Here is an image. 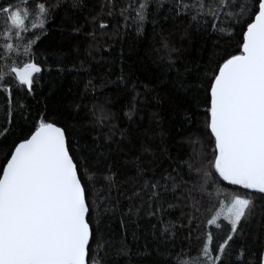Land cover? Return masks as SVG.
Wrapping results in <instances>:
<instances>
[{"label": "snow or ice", "instance_id": "snow-or-ice-1", "mask_svg": "<svg viewBox=\"0 0 264 264\" xmlns=\"http://www.w3.org/2000/svg\"><path fill=\"white\" fill-rule=\"evenodd\" d=\"M21 4L23 7L19 4L0 7L6 26L0 57L8 61L16 53L27 57L22 66L8 63L0 67V94L9 93V101L11 95L6 80L11 79L18 91H23L26 86L27 93L33 94L34 84L39 82V76L45 70L52 71L53 65L59 72L65 70L62 65L66 63L67 53L62 48L43 54L34 50L36 42L49 35L47 25L57 12L63 11L64 16L72 21V33L79 34L84 24L88 25L91 31L84 35L98 44V37L109 35L105 17L114 15L116 7L114 0H105L98 12L89 11L84 24H77L73 17L86 9L85 0H21ZM152 4L158 9L167 7L166 20L171 18L174 22L186 24L179 33L181 41L188 37L189 29L193 27L196 31L202 28L207 31L209 20L211 34L230 37L238 24L246 25V30L242 31L237 45L238 54L224 48L223 54L217 55L220 49L214 44L209 63L215 66L205 69L202 74L198 72L195 85L186 79V73L190 71L187 67L183 72L176 67L174 54L179 49L171 42V37L176 34L175 27L168 36L160 35V46L152 48L155 53L153 63L166 68L167 72L175 71L171 85L177 92L189 93L194 89L190 94L193 109L185 115L186 124L193 125L198 105L204 106V118L202 127H197L186 138L192 146L191 155L172 172L166 171L155 177V170L145 168L137 157L134 162L137 183L139 178L144 179L133 196L150 192L148 215L157 219L177 206L169 203L166 209L157 203L153 208L152 201L160 200L169 192L178 201H192L193 210L199 211L193 195L198 189L191 181L184 180L180 167L186 166L190 176L194 173L199 176L206 165L209 171L203 172L199 190H204L207 178L214 171L219 180L249 191L244 195L231 194L223 213L217 212L207 220L215 230H201V246L191 264H264V233L252 235V244L256 245L253 250L248 243V233L244 231L258 207L257 196L264 200V0H252L250 5L243 0H130L121 7L119 14L128 19L126 14L134 11L135 16L131 18L139 33L144 30ZM29 28L37 32L26 36ZM153 36H156L155 31ZM8 40L14 43H8ZM95 46L90 45V48ZM74 47L79 50L78 44ZM88 55L91 56L90 50ZM40 57L41 62H35ZM83 64L84 61H80V68ZM73 69L79 70L75 64ZM118 80L128 88L123 74ZM94 87L89 79L85 92ZM143 88L145 92L155 90L147 84ZM131 92L134 95L129 111L125 113L130 120L137 110V97L142 95L135 81L131 82ZM17 107L26 106L19 104ZM74 107L79 111V104ZM92 115L94 126L100 127L111 118L102 106L94 105ZM156 116L154 113L153 118ZM4 131L6 135L7 130ZM117 132L121 139L127 138L126 129L112 125L105 139L114 140ZM93 141L92 146L87 142L73 145L65 127L46 120L42 115L31 122L19 142L13 143L12 149L0 161V264H108V252H101L109 242L100 234L95 216L101 206L105 213L115 212L119 206V201L116 205L111 203L117 173L101 160L104 153L99 151L103 147L99 143L100 136L93 137ZM207 145H211L210 157ZM142 148L144 153L151 152L147 144ZM98 181L107 186L100 203H97L101 191L96 187ZM178 190L179 195H176ZM142 208V203L138 207L130 204L125 215L135 213L139 216ZM261 215L264 216V212ZM160 223L164 225L161 236L167 239L174 235V221L166 223L160 219ZM237 241L239 247L232 251ZM185 255L187 253L182 250L175 260L155 264H185L181 260Z\"/></svg>", "mask_w": 264, "mask_h": 264}, {"label": "trees", "instance_id": "trees-1", "mask_svg": "<svg viewBox=\"0 0 264 264\" xmlns=\"http://www.w3.org/2000/svg\"><path fill=\"white\" fill-rule=\"evenodd\" d=\"M128 2L130 0H114V15L105 17L109 24V35L98 37V44L84 35L91 31V28L84 24V17L89 11L98 12L105 0H85L86 9L73 17L77 24H84L83 31L79 34L72 33V21L64 16L63 11L55 14L54 19L47 25L49 35L37 41L34 50L37 54H43L54 48H62L67 53L66 63L62 65L65 70L59 72L54 65L52 71L45 70L40 74L39 82L34 84L33 94L27 93L26 86L23 91H18L11 79L5 81L10 89L11 100L9 101V93L0 94V161H3L5 154L12 149L13 143L19 142V138L28 131L31 122L37 121L42 115L46 120L65 127L73 145H83L87 142L92 146L93 137L99 135V143L103 145L99 151L104 153L101 160L104 164L111 165L112 171L117 173V186L111 192V203L116 205L119 201L115 212L105 213L104 207L101 206L95 216L100 234L109 242V246L101 252H108V264H155L163 260H175L182 250L187 255L181 257V260L185 264H191L201 246V230H215V226L208 225L207 220L212 218L221 202L227 201L231 194L244 195L249 190L219 180L214 171L207 178L204 190H199L203 172L209 171L206 165L199 176L195 173L190 176L186 166L180 167L184 180L191 181L198 189L193 195L199 211L193 210L192 201H178L171 192L163 194L158 201H152L153 208L157 203L166 209L169 203L177 205L160 217L166 223L174 221L176 225L174 235L167 239L160 234L164 226L160 219L148 215L150 192H143L140 197L133 196L142 186L144 179L139 178L137 183L134 164L137 157L145 168L155 170V177L166 171L172 172L180 166L181 161L191 155L192 146L186 138L195 132L197 127H202L204 118V106L198 105L193 125L186 124L185 115L190 114L193 109L190 94L194 89H190L189 93L177 92L171 85L175 71L167 72L166 68L154 64L155 53L152 48L160 46V35L168 36L175 27L176 34L171 37V42L179 49V52L174 54L176 67L181 72L187 67L190 71L186 73V79L195 85L198 72L202 74L205 69L215 66L209 63L214 44L220 49L217 55H222L224 48H228L232 54H238L237 45L246 25H235L230 37L220 36L211 34L209 20L207 31L203 28L196 31L193 27L189 29L188 37L181 41L179 33L184 30L186 24L174 22L171 18L166 20L167 7L158 9L152 4L143 26L144 30L138 33L137 24L131 18L135 16V12L127 13L128 19L119 14L121 7ZM243 2L250 5L252 0ZM8 4H19L23 7L21 0H0V7ZM3 19V15H0V47L5 43L1 38L2 29L4 33L6 31ZM36 32L37 30L29 28L25 35ZM77 44L78 51L74 47ZM90 45L96 46L90 48ZM89 50L91 56L88 55ZM13 51L15 52V48ZM41 59L42 57L35 62L40 63ZM80 61H84L83 68H80ZM24 62H27V57L20 53L12 55L10 61L0 57V67L8 63L12 66H22ZM73 64L79 70L73 69ZM41 66L44 67L43 64ZM122 74L126 77L128 88L118 80ZM89 79L95 87L85 92ZM133 81L138 84V91L142 95L137 97V110L130 120L125 113L129 111L128 106L134 95L131 92ZM145 84L155 90L145 92ZM19 104L26 107L18 108ZM76 104L80 105L79 111L75 110ZM94 105L102 106L105 112L110 114L111 118L103 127L94 126ZM154 113L157 114L156 118H153ZM112 125L121 130L126 129L127 138L121 139L117 132L114 140H106ZM4 130H7L6 135ZM145 144L151 148L150 153L143 152L142 145ZM207 148L210 157L211 145H207ZM151 175L149 173V177ZM173 175L176 173L173 172ZM96 187L101 190L97 199V203H100V198L106 195L107 186L103 181H98ZM176 195H179V190ZM141 203L143 208L139 216L135 213L125 215L130 204L138 207ZM256 203L258 207L255 209V215L244 228L253 250H256V245L252 244V235L264 233V216L261 215V212H264V200L257 196ZM238 247L239 241L233 245L232 251Z\"/></svg>", "mask_w": 264, "mask_h": 264}, {"label": "rangeland", "instance_id": "rangeland-1", "mask_svg": "<svg viewBox=\"0 0 264 264\" xmlns=\"http://www.w3.org/2000/svg\"><path fill=\"white\" fill-rule=\"evenodd\" d=\"M2 22H5L4 19L2 20ZM2 32H3V35H2V39L5 40V36H4V30L2 29ZM8 43H12V40H8L7 41ZM229 202V199L227 201H223L221 202V204L219 205L217 211L214 213V215L217 213V212H221L223 213V211L225 210V206L226 204ZM226 223V222H225Z\"/></svg>", "mask_w": 264, "mask_h": 264}, {"label": "water", "instance_id": "water-1", "mask_svg": "<svg viewBox=\"0 0 264 264\" xmlns=\"http://www.w3.org/2000/svg\"><path fill=\"white\" fill-rule=\"evenodd\" d=\"M246 30V29H245ZM59 126V125H58Z\"/></svg>", "mask_w": 264, "mask_h": 264}]
</instances>
